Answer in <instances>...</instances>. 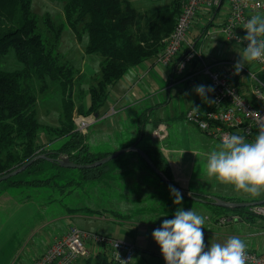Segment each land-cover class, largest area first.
I'll use <instances>...</instances> for the list:
<instances>
[{
    "label": "trees",
    "instance_id": "trees-1",
    "mask_svg": "<svg viewBox=\"0 0 264 264\" xmlns=\"http://www.w3.org/2000/svg\"><path fill=\"white\" fill-rule=\"evenodd\" d=\"M50 1L61 4L64 19L60 26H54L49 19L43 18L41 21L48 24V29L42 33L38 28L39 19L31 9L32 0H0V56L12 51L17 63L21 65L20 69L14 71L0 70V176L20 169L38 155H45L52 160L35 161L18 175L1 182L0 190L41 188L59 190V194L65 192L70 195L77 185L74 178L67 180L68 174H61L59 171L71 170L61 168L55 162L59 157H67L77 164H91L112 154L93 152L86 140V133L76 131L74 119L78 115H98L107 101L111 85L122 79L129 69L158 58L164 40L174 29L180 12L177 0L143 15L128 0ZM218 11L214 10V14ZM65 29L70 30L83 45L86 56H101L98 72L94 77H87L81 72L79 63L72 65L59 53L61 35ZM256 77L264 85V71ZM83 83L87 84V90L82 92ZM54 90L60 92L61 101L57 125L50 126L40 121L39 109L43 106L41 100ZM241 94L245 96L243 89ZM245 97L249 98V95ZM144 117L145 113H141L137 118L136 127L140 138L146 122ZM43 136L49 141L44 142ZM60 139H63L60 147L49 149L48 145ZM132 146L143 151L166 179L179 187L158 147L142 149L136 143ZM148 169L164 184L149 166ZM109 170L108 163L98 168L77 170L80 172L77 184L81 188L84 184L101 183ZM68 187L73 189L67 191ZM171 191L182 199L193 201L172 189ZM189 191L194 197L212 205L211 199L201 192ZM16 201L24 203L32 200L17 197ZM54 202L61 203V199ZM71 211L75 213L82 209ZM249 219L255 220L253 217ZM87 260L94 264H113L109 255L104 253Z\"/></svg>",
    "mask_w": 264,
    "mask_h": 264
},
{
    "label": "crops",
    "instance_id": "crops-1",
    "mask_svg": "<svg viewBox=\"0 0 264 264\" xmlns=\"http://www.w3.org/2000/svg\"><path fill=\"white\" fill-rule=\"evenodd\" d=\"M171 1H164L166 4L162 8L168 6ZM224 7L226 8L223 5L221 9ZM220 11L215 15L206 11L199 13L188 35L191 44L205 52L208 57L214 52L210 65L215 69L222 67L223 59L216 58L215 54H219L220 49L219 40L214 32L225 19L227 8L221 17ZM74 39L78 43L75 36ZM67 58L68 61L73 60L69 56ZM100 60L101 56L98 55L86 56L83 49L78 58L81 72L87 77H94L98 72ZM194 71V66H191L184 76L178 77L172 65L165 66L158 62L157 58L147 60L129 69L122 79L109 87L107 101L101 110L105 108L104 118L116 116L129 109H134V113L138 116L145 113V124L152 118L153 125L149 123L147 128L145 125L143 135L139 137L138 143L145 135L148 138L146 143L140 144L139 147L142 149L157 147L151 137V132L157 125H162L167 131V138L164 141L183 136L185 140L183 143L168 141L167 146L161 147L160 152L169 166L174 182L180 188L201 192L198 188L190 187L198 151L188 143L190 140H196V137L192 126L185 122L184 116L189 109L207 110L210 107V99L207 89L208 80L205 76H195ZM175 99L181 100L180 103L175 104ZM91 116L95 121L99 119L97 114ZM135 121L137 126V120ZM86 133L87 136L88 130ZM139 173L146 174L145 171ZM126 181L127 189H130V179L127 178ZM87 190L92 193L90 202L80 203L75 209L82 211L75 213H68L67 209L59 211L53 208L49 214H45V209L34 201L24 203L9 201V205L2 211L0 217V264H33L57 234L65 233L71 226L85 229L84 226L78 227L80 226L77 222L78 218L89 222L99 220L91 222L87 229L133 245V264H143L145 260H150V264H231L234 249L243 243L239 239L253 237L256 231H260L263 235V242L257 248L252 246V248H244L264 251L263 221L237 223L233 225L234 227L230 226L228 230L218 233L210 225L205 226V229L198 228L194 221V213L191 212V209L195 208L194 203L206 204L205 202L189 199L184 202V199H178L175 194V199L183 203L182 206L174 205L172 197L170 206H166L164 199L161 198L163 193L159 192L161 190L150 186L143 187L142 190H123L120 195H125L126 198L121 201L111 198L113 195L111 187L106 183L90 186ZM134 193L135 196L132 195ZM201 193L208 199L212 196L229 199L221 191L213 194ZM249 196L243 197L242 201L264 200V197L258 199ZM93 224L99 229L94 228ZM236 225L241 227L237 228ZM243 226L255 229L254 235V230H246L244 236L241 230ZM220 237L233 242L231 251L225 253L224 260L222 255L220 260L219 254L214 250ZM198 244L201 245L200 249ZM87 262L88 260H83L78 264H87ZM88 264L94 263L88 262Z\"/></svg>",
    "mask_w": 264,
    "mask_h": 264
},
{
    "label": "built area",
    "instance_id": "built-area-1",
    "mask_svg": "<svg viewBox=\"0 0 264 264\" xmlns=\"http://www.w3.org/2000/svg\"><path fill=\"white\" fill-rule=\"evenodd\" d=\"M177 1L180 12L174 29L164 40L157 61L165 66L172 65L178 77L184 76L189 67L194 66V75L205 76L208 80L210 99L207 110H187L185 122L224 146L240 147L251 157L249 163L255 167H264V85L256 77L264 71V2ZM223 5L227 8V15L214 33L219 42L239 48L257 67L256 72L233 60H223L222 67L211 70L212 66L205 64L203 52L188 39L192 24L199 13L206 11L214 14V10L220 11ZM244 81L249 84V98L241 94ZM93 122V116L78 115L74 119L76 131L81 134H85ZM151 137L163 142L167 138V131L162 125H157L152 130ZM241 210L242 212L231 215H215L212 223L220 227L229 226L231 223L248 222L250 217L264 222V204ZM205 221L209 222L208 216ZM133 251L134 247L130 243L71 226L65 233L57 234L33 264H78L102 253L109 255L113 264H132ZM231 264H264V251L238 247L233 252Z\"/></svg>",
    "mask_w": 264,
    "mask_h": 264
},
{
    "label": "rangeland",
    "instance_id": "rangeland-1",
    "mask_svg": "<svg viewBox=\"0 0 264 264\" xmlns=\"http://www.w3.org/2000/svg\"><path fill=\"white\" fill-rule=\"evenodd\" d=\"M128 1L138 11H140L142 15L156 11L166 4V2L161 0ZM260 1L264 2V0ZM31 5L33 13L39 19L38 28L42 31V33H45V30L48 29V24L45 25L42 22L44 19H49L50 23L52 22L54 26H60L62 24L64 17L61 9L62 6L60 3L50 0H32ZM225 10V7L221 9L219 13L220 17L223 15V11ZM262 17L264 19V13L262 14ZM80 27L81 26L79 25V31ZM62 33L63 34L61 35L60 39L61 42L59 47V53H61L64 59H69L67 58L68 56L72 58L73 60H69L72 65H75V63H80L78 61V58L81 55V52L83 51L82 44L79 42H75L74 35L70 30L68 31L67 29H65V32ZM208 44L211 43L208 42ZM218 44L220 51L219 54H215L217 60L231 59L233 61L242 63L252 72L257 71V67L249 60L246 55L243 54V52L239 48L227 43L223 44L221 42H218ZM203 53L205 58V64L210 65V62L213 60L214 57V52H211L209 57L207 56V54H205V52ZM240 56H242V58H239ZM20 68L21 65L17 63L14 57V53L12 51L8 52L6 55L0 56V70L14 71ZM210 69L214 70V67H211ZM248 85L249 84L247 82H243L242 89L243 94H245V96L249 95V89L247 88ZM81 90L82 92L87 90L86 83H83L81 85ZM60 101L61 94L57 90L51 91L44 99L41 100L43 106H41V108L39 109V119L42 123L48 124L50 126L57 125L56 120L57 114L59 112ZM180 101L181 100L179 99H175L174 103L179 104ZM104 110L105 108L100 110V112L98 113L99 119L89 125L87 129L89 133L86 136V140L88 141L91 150L99 154L114 153L121 149L127 148V145L129 144H137L139 141V137L136 130L135 119L137 120L138 115L134 113V109H129L124 113L106 118H104ZM151 119L152 118H150L148 123L145 124L146 128L147 126L152 124ZM190 126H192L196 140H190L188 143L190 145H193V147L198 151V155L194 163L195 166L193 168V180L190 185L192 189L195 187L198 188V191L207 194H213L216 193V191H221L223 195H225V197L233 200H244L243 197H250L249 195H252L253 198L258 199L264 197V168L252 166L249 163L251 161V157L244 154L241 151L242 149L240 147L235 145L224 146L218 141L204 136V134L195 126ZM147 139V135H145L143 140L138 143V146H140L141 143H146ZM42 140L44 142L49 141L48 138H43ZM168 141L169 143H183L185 140L183 139V136H180V138L178 139L170 138L163 142L155 140V145L159 149H162L165 148V145L167 146ZM62 142L63 139L54 141L50 145H48V147L49 149L58 148L60 147ZM108 166L110 170L105 174L103 178L104 181L101 183L91 184H108L111 187V194H113L111 198H116L118 201H121L123 200V198H126L125 195H120L123 190H142L143 187L150 186L152 188L156 187V190H161L159 192L163 193L161 198L164 199L166 206H170L171 197L174 205L177 204L179 206H182L183 203H180L175 199V193L173 194L171 189H169L166 185L162 184L156 178V176L148 169V164L143 159L139 158L135 152L130 151L119 155L117 158L109 161ZM46 167L48 168L49 165H46ZM77 170L79 169H71L69 171L65 169H59L61 174H68L66 177L67 180L70 178H74L75 184L78 186L77 182L79 180L80 172ZM139 171H145L146 174L136 173ZM127 178L130 179V189H127ZM59 182L62 184V180H60ZM91 184H84L81 188L79 186H75L74 190L70 192V195H66L65 192L63 194H59V190H44L41 188L31 189L22 187V190H3L2 188L0 190V217L3 213L2 211L9 205L12 200L16 201L17 197L20 199L28 197L32 201H35L37 204H43L45 214H49L53 208H57L59 209V211H65V209L68 208V213H74L71 210H75V208L79 207L80 203L87 204L90 202L89 198L92 197V193H90L89 190L84 189L89 187ZM71 189L73 188L68 187L67 191ZM132 195L135 196L136 193ZM177 198L183 200L180 197ZM60 199L61 203L54 202ZM185 200L187 199H184V202ZM184 204L188 205L190 203ZM194 207L195 210L191 209V212L192 214L194 213V221L198 225V228L205 229V226L210 225L213 226V230L215 232L220 233L223 230H228L227 228L230 226H235L234 223H231L232 225L220 227L212 223V220L215 219V215H231L234 213V211L232 210L222 208L217 209L213 205L200 203H194ZM105 216L107 215L105 214ZM206 216L209 217V222L205 221ZM75 220L76 219H74V221ZM255 220L262 222V220L256 218ZM98 221L99 220L95 219V221L91 222ZM248 221L251 222L252 220L249 219ZM77 222L80 225L78 227H85V229L83 230H91L87 229V226H90V224H92L91 222L82 218H78ZM93 227L99 229L97 226H94V224ZM239 227H241V225H239L237 228ZM241 230L242 232H244V236L246 230H254L253 235L255 232V229L247 228L245 226H243ZM255 234L256 235H254L253 237L249 236L248 238L243 237L239 239L243 242L242 244L240 243L239 246H252L254 248H257L258 245L263 242V235H261L260 231H256ZM232 244L233 242L226 240V238L220 237L218 239L217 245L214 246V250L216 251V253L219 254L220 260L221 255L223 256L222 260L225 259V253L231 251L230 248ZM200 247L201 245L198 244V249H200ZM143 264H150V260H145Z\"/></svg>",
    "mask_w": 264,
    "mask_h": 264
},
{
    "label": "water",
    "instance_id": "water-1",
    "mask_svg": "<svg viewBox=\"0 0 264 264\" xmlns=\"http://www.w3.org/2000/svg\"><path fill=\"white\" fill-rule=\"evenodd\" d=\"M129 151H133L136 152L138 154V156L140 158H142L147 164L148 166L151 168V170L162 180V182L170 189H172L173 191L178 192L179 194L189 197L194 201H198V202H204L196 197H194L190 192H188L187 190H184L180 187L175 186L174 184H172L168 179H166V177L154 166V164L150 161V159L146 156V154L141 151L140 149L136 148L135 146H130L127 147L125 149H121L117 152H114L104 158H101L100 160H97L91 164H77L74 162L69 161V159L67 157H59L55 162L61 167V168H67V169H92V168H98L104 164H107L109 161L117 158L119 155L129 152ZM47 160V161H52L51 159L47 158L45 155H38L36 157H34L33 159H31L30 161H28L25 165H23L20 169L9 172L7 174H4L2 176H0V183L4 182L6 180H8L9 178H12L16 175H18L20 172L24 171L25 169H27L29 166H31L35 161L37 160ZM211 199V203L213 206L218 207V208H223V209H229V210H240L246 207H251L254 205H260V204H264V200H259V201H253V202H232V201H226L217 197H210Z\"/></svg>",
    "mask_w": 264,
    "mask_h": 264
}]
</instances>
